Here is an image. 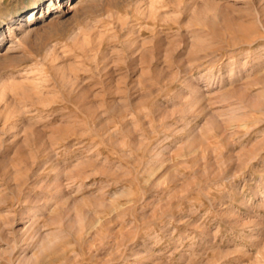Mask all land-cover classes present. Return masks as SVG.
Listing matches in <instances>:
<instances>
[{
    "label": "rangeland",
    "instance_id": "374dc122",
    "mask_svg": "<svg viewBox=\"0 0 264 264\" xmlns=\"http://www.w3.org/2000/svg\"><path fill=\"white\" fill-rule=\"evenodd\" d=\"M62 1L0 0V264L264 263V0Z\"/></svg>",
    "mask_w": 264,
    "mask_h": 264
},
{
    "label": "bare ground",
    "instance_id": "6f19581e",
    "mask_svg": "<svg viewBox=\"0 0 264 264\" xmlns=\"http://www.w3.org/2000/svg\"><path fill=\"white\" fill-rule=\"evenodd\" d=\"M52 1V4H49V8L51 7V6H55L56 4L59 6V10H57V12H63V11H65L66 10V6H64V3H63V1L62 0H51ZM37 5V4H36ZM71 5H72V3H71ZM74 6V5H73ZM38 7V6H37ZM37 7H34L33 8V10L31 11V12H29V14H30V23L28 24L29 26H31V25H33L34 23H36V17H37V13L35 12L36 11V9H37ZM74 8V7H73ZM46 14L44 13V12H42V14H41V17L40 18H46ZM60 16H61V14H60ZM56 17V16H55ZM55 17H53L54 19H55ZM59 17V16H58ZM54 23H58V21H55ZM59 23H62V22H59ZM193 23V22H192ZM194 26H196L197 28L199 27V28H201V27H209V25H208V23L204 20V19H198V20H196V21H194V24H193ZM212 25V24H211ZM261 147V146H260ZM261 148H259V150H260ZM79 223V222H78ZM81 223V222H80ZM264 255V254H263ZM264 257V256H263ZM31 259V258H30ZM257 264H264V263H262V262H260V263H258L257 262Z\"/></svg>",
    "mask_w": 264,
    "mask_h": 264
}]
</instances>
